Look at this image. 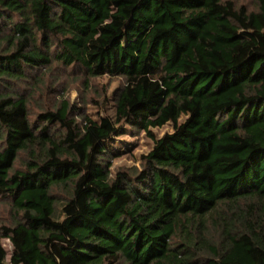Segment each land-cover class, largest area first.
<instances>
[{"label": "trees", "instance_id": "16d2710c", "mask_svg": "<svg viewBox=\"0 0 264 264\" xmlns=\"http://www.w3.org/2000/svg\"><path fill=\"white\" fill-rule=\"evenodd\" d=\"M256 2L0 0V198L19 217L1 228L10 264H264ZM53 61L121 77L114 115L94 120L62 100L31 122L18 87ZM121 126L153 146L141 170L111 177L106 144Z\"/></svg>", "mask_w": 264, "mask_h": 264}, {"label": "rangeland", "instance_id": "374dc122", "mask_svg": "<svg viewBox=\"0 0 264 264\" xmlns=\"http://www.w3.org/2000/svg\"><path fill=\"white\" fill-rule=\"evenodd\" d=\"M230 1L237 7H245L248 11H256L258 8L256 0ZM29 75L30 79L25 81V85H20L18 91L27 97L31 113L30 120L33 123L39 111L49 107L55 109L62 100L68 101L70 106L91 119L96 120L104 115L112 117L115 111L116 96L124 84L121 77L103 75L88 78L76 67H65L57 61H53L48 68L30 71ZM2 89L0 87V91ZM182 121H184V116L178 122ZM172 129V123L168 122L162 127L151 128L150 131L155 138H160L165 133H170ZM152 146L153 140L145 131L121 126L118 135L112 137L106 144L107 152L113 155L109 167L111 177L119 170H141L142 156L147 154ZM24 158L26 156L21 154L14 168L20 167ZM53 193L57 196V202L67 199L64 189H53ZM18 219L10 201L0 198V234L2 227L11 226ZM0 242L7 253V264H10L12 245L6 238H0Z\"/></svg>", "mask_w": 264, "mask_h": 264}]
</instances>
